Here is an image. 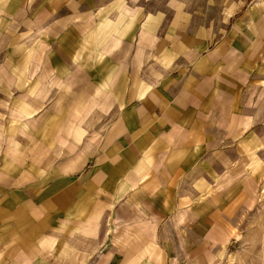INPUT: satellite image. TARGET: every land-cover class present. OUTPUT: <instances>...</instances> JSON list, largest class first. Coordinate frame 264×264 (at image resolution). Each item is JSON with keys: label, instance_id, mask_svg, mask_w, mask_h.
Masks as SVG:
<instances>
[{"label": "crops", "instance_id": "1", "mask_svg": "<svg viewBox=\"0 0 264 264\" xmlns=\"http://www.w3.org/2000/svg\"><path fill=\"white\" fill-rule=\"evenodd\" d=\"M182 1L0 0V51L13 46L0 58V264L225 258L222 246L201 256L216 243L208 213L246 167L216 189L209 152L223 124L228 145L247 141L241 90L263 57L264 4L222 0L217 32ZM178 212L192 227L183 241Z\"/></svg>", "mask_w": 264, "mask_h": 264}, {"label": "rangeland", "instance_id": "2", "mask_svg": "<svg viewBox=\"0 0 264 264\" xmlns=\"http://www.w3.org/2000/svg\"><path fill=\"white\" fill-rule=\"evenodd\" d=\"M252 1L254 2L255 0H244L241 5L242 8L246 9ZM256 1L259 2L260 0ZM221 2L222 0H187V2L183 0L182 4L185 3V6H187L185 7L186 10H195L200 14L197 20H194L198 26L211 25L216 27L218 32L223 29L222 26L225 21L222 14L224 8L221 7ZM260 2L264 4V0ZM176 5H178L177 1ZM169 6H172L171 0H151L150 2L152 11H169L171 10ZM228 7L229 10L233 11L239 7V4L232 3ZM25 12H28L25 14L30 17L32 12L30 4H25ZM30 23L31 20H29L28 27ZM7 47L8 49L4 48L0 51L1 60L7 59L11 48H13V46ZM12 50L14 51V49ZM249 77V86L241 90L244 102L239 107L253 119L250 129L243 133L242 139H247L243 144L244 147L237 148L233 147V145H228V142L234 139V133L230 132V127L223 124V127H217L216 146L211 148L213 149L212 152H209L215 158L213 162H215V172L216 177H218L215 180V184H211L215 188L218 182L222 180L221 178L231 169L232 165L234 166V163H240L239 167L241 169L246 167L244 169L246 183L244 181L233 183L230 191H225V189L224 193L218 192L216 196L220 200L219 210L211 209L208 213L209 217L215 218L216 225L212 230H214L213 234H216L215 238L213 237L216 243L212 244L210 242L211 245L203 243L201 256L208 258V247H210V251L217 252L222 246L219 256H225V258L216 264H224V262L225 264H264V51L258 66L255 65L252 68ZM225 141L227 144H225ZM239 149L242 151L241 161H239ZM205 151L207 152V150ZM224 156L227 162L221 161ZM255 176L258 177V186L254 179ZM245 184H247V188ZM215 188L213 189L215 190ZM188 205L190 204H185L184 206ZM180 213H177L178 217L172 218L171 221L173 223H171L175 224L173 229L177 234V238L183 241L192 227L189 225V220H187L189 218L186 216V219H181L182 215ZM188 216L191 217L190 214ZM228 224L231 227H236L237 233L242 235L240 241L236 242L226 234L230 229ZM206 230L200 233L201 235L204 234V238L207 235ZM231 234L233 235V232ZM222 239L224 242H222ZM167 243L170 244L169 241ZM225 252L226 254L224 255ZM228 254L229 259H226Z\"/></svg>", "mask_w": 264, "mask_h": 264}]
</instances>
